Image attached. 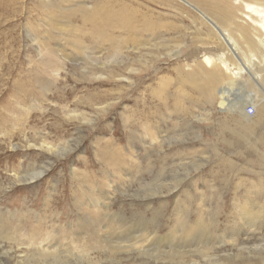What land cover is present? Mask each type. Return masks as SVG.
<instances>
[{"label": "rangeland", "instance_id": "374dc122", "mask_svg": "<svg viewBox=\"0 0 264 264\" xmlns=\"http://www.w3.org/2000/svg\"><path fill=\"white\" fill-rule=\"evenodd\" d=\"M195 1L0 0V264H264V39Z\"/></svg>", "mask_w": 264, "mask_h": 264}, {"label": "bare ground", "instance_id": "6f19581e", "mask_svg": "<svg viewBox=\"0 0 264 264\" xmlns=\"http://www.w3.org/2000/svg\"><path fill=\"white\" fill-rule=\"evenodd\" d=\"M195 2L198 6L203 8V10L207 9L209 14H213L214 16H212V15L211 16L214 19L217 18L218 22L216 19H215L216 21L214 20L215 22H217V24L223 22L224 20H227L229 22L228 25H225L223 27H228L229 29H232V30L227 29L226 31H222L221 28L219 30H221V32H223V33L225 32L224 38H225V40L227 39L230 42V44H231V42H233V39L231 37V34H232L231 31H233V32L236 31V29L234 27H237V26H241V27H239V29L237 31L247 30L248 28H251L253 30V33H254L253 38H255L258 42L262 41L264 39V23L262 25H259V23L261 21L259 18V15L263 13L262 9L264 8V0H204L203 2H201V1H195ZM205 3H208V8H206ZM189 6H191V5H189ZM195 9H196V7H195ZM197 11L200 12L198 9H197ZM200 13L203 15V17L208 22L212 23L211 19L208 17V15H205L206 13H202V12H200ZM219 26H221V25H219ZM238 49H236V50H238ZM205 62H206L207 68L205 67L203 69V71H201V75L197 76V77L193 76V78L189 77V78H187V81L191 85L195 86V88L199 87L201 90L206 91L204 96H206L207 98H211L212 100L216 101V100H218V96L220 94H222L223 92L228 91V89L232 85L231 83L234 80H237L236 78L241 76V74H243L242 73L243 69L239 68L237 72L233 73L231 70H227V68H226L227 65L226 66H224V65L219 66L217 64H214L212 57L208 58V56L205 59ZM202 64H203V62H202ZM218 68L222 71V73L224 75L227 74L226 75L227 78H225V76H223V74H221L218 71L219 70ZM234 85H235V82H234ZM261 85H263V83H261ZM223 86H225L226 89H223ZM257 93H259V94H257ZM261 93L262 92H259L258 90H256L254 93H251V95L257 97L258 101L256 103L254 102L253 104H255V108H256V112H257V114H256L257 118L259 120L263 121L264 120V94H261ZM182 94H184V93H182ZM226 100L225 101L228 102V99H226ZM260 102L261 103L263 102V103L259 104ZM245 107H246L245 103L241 104L239 106V113L243 114V112H244L247 117L236 115V117L238 119L236 117H234V118L237 119L236 122H237V124H239L238 126L251 129L253 126V123L250 122V120H249L250 117L248 116L249 113L246 112L247 110H244ZM249 108L253 111L255 110L253 107H249ZM252 113L254 114V112H252ZM249 115H252V114H249Z\"/></svg>", "mask_w": 264, "mask_h": 264}, {"label": "built area", "instance_id": "2783aa9c", "mask_svg": "<svg viewBox=\"0 0 264 264\" xmlns=\"http://www.w3.org/2000/svg\"><path fill=\"white\" fill-rule=\"evenodd\" d=\"M252 112H254V111H253V110H252V111H250V113H251V114H253Z\"/></svg>", "mask_w": 264, "mask_h": 264}]
</instances>
